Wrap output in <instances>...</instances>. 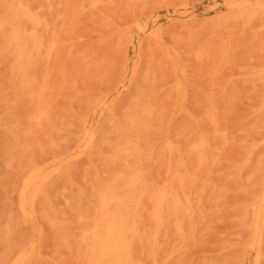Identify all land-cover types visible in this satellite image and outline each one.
<instances>
[{
  "label": "rangeland",
  "instance_id": "obj_1",
  "mask_svg": "<svg viewBox=\"0 0 264 264\" xmlns=\"http://www.w3.org/2000/svg\"><path fill=\"white\" fill-rule=\"evenodd\" d=\"M180 1L148 0L145 3L138 2L136 4H129L130 6H128L127 2L125 3L123 1L126 5L125 6L123 2L121 3L120 1H117V4L114 3L115 5H111L112 3H107L104 0L103 2H106L105 4L101 2V4L104 5L103 11L101 10L102 8H100L102 7L101 4H99L101 5L100 7L97 6L95 10L93 9V11H90L91 9L87 10L88 13L90 12L93 16V12H96L98 10V7L100 8L99 10L102 12L98 10L100 13L98 12L97 15L96 13H94L96 17L93 16V18L95 17L96 20H93L91 15H89L88 13H86L88 14L87 16L83 14V12L81 13L84 16H82L81 13L80 15L78 13L74 21L77 25L73 23V34H70L72 35L71 43L74 44H72L73 46L70 52H72V50H77L72 52V55L71 53L67 54L65 52L66 55L64 56L67 57V60H69L68 62L66 61L65 63L66 57L63 59V56V60H61L66 64V66L71 64V66L73 67L69 66V68H67L68 66L66 67L64 63L62 64V62H59V64H61L60 66H62L60 67V70L61 68L63 69L60 71V75H63V79L66 78L68 81L71 77L75 76V74L77 75L78 72L81 73L82 69L84 71L82 70L83 72L81 73V76H84V79L82 78L78 80L80 75H77V77L79 76L78 78L74 77V80L77 79V81L70 79L71 84L69 81L68 84L66 80L64 81L63 79L59 81L60 76H57L58 80L54 79L57 82L59 81V86L56 85V88L53 87L56 90H53L52 88L50 94L53 91H56L57 94H52L54 95V97L52 96V98L50 94H48L47 98L53 102V99L57 96V103H55V101L53 102L55 103V108H51L52 111L50 110V107L52 106L46 105L47 114H51V116H48L49 118L47 117V119H49L50 121L46 120V124H35L30 120V116L32 115L34 110L33 104L27 96L21 95L17 91L16 84H13L11 80V75L6 67L5 61L0 56V233H3L2 231L5 232L6 226L3 225L11 224L10 226H12L13 229L14 226H18V224L16 223L18 221L20 222L21 213L18 207H16L18 204V189H15L16 191L13 189L16 188V186L17 188L20 187L22 177H20L19 172L23 171L22 168L24 169L25 166V173H21L22 175L24 174V177L29 173V167L35 162V167L39 168L40 165L43 164L42 161L44 162L46 160L47 162H49L48 159H50L51 161L54 159V157L60 159L63 158L65 154V156H68L65 159L66 162H64L65 160L63 161V163H65L66 165L62 163V165H64V173L62 175L53 177L52 181L47 186L48 199H38L36 201V203L39 201L37 204L38 206L34 204L32 207H30L32 215L31 217H29L28 222H32V225L26 222L27 225L26 223H23L21 227L20 224L18 226V228L20 227L22 228L21 230H24L22 226L25 225L24 227L27 229H25L24 233H28L27 230H32L29 233L31 234L30 239L27 237L29 239L28 240L27 238H25V236H22L25 238H23L24 240L20 238L21 235H24L23 232L20 231V229L17 230L16 228V232H13L15 228L12 230V234L14 233L11 237L12 239L16 235L15 233L22 232L20 234V237L17 236L18 234L16 235L17 237L15 236L20 240H17L15 237L14 240H17V243L18 241L23 240L24 242L26 240L28 241L27 244L24 242L25 246L23 243L22 247L21 241V245H19V243V246L17 247V243L13 240L16 243L15 244L11 240L12 244L14 243L13 245L16 246H11V254L9 255L5 251L4 241L2 242V240H4V238L2 237H4L5 233L0 234L3 235L0 236V239H2L0 240V243L2 242L0 244V260L2 261V264H7L9 260V258L7 259L4 257H6L7 255L10 257L11 255L16 254L23 249L28 250L29 241L31 242L35 240L38 243L37 245L40 255L39 257H42V259L38 257L40 261L34 260V262L36 261V264L80 263L76 256V247L73 244L68 243L72 242L74 235L82 226V224L78 223L77 221V215L80 212L91 213L93 212V210H95L97 202V188L99 184L105 181V179L107 178V154L109 147L113 139L115 138V130L125 124V120L131 110V106L139 100L141 101H139L141 104L140 106L151 104L155 107L152 124L153 130L155 129L154 133L156 131L158 132L155 134L157 137L153 134V136L155 137L151 140V144L155 147V151L152 157V163L154 164H152V168H150L152 169L151 172L153 173L157 165V163L155 165V162L158 156L157 151L160 147V143L167 140L175 141L180 136L192 137L195 132L202 131V133H209V131H212L214 129L211 127L213 125L208 123V119H206L207 115L209 114V103V106H211V109L214 111L217 126L219 125L218 129H221L220 132H222V134L226 132L227 134L225 135H231L230 138L233 139L232 141L230 140V138L227 139L229 136L228 135L227 137H225L226 139H224V141H222L223 139L221 141L219 140L221 143L225 144H222L220 146L218 144L220 142L217 141L218 139L211 140L213 147H215L214 143L216 142L218 147H221L222 149L216 148L213 150L214 153L216 151V155L215 158H213L214 160L211 159L210 168L208 170V179L212 177V180L209 179L205 196L207 197L206 200H208V208L206 209V205V215L203 223L204 225L199 224L194 227L193 236H189L182 243V248H178L177 253L174 257L175 259H172L171 261L172 264H245V262L246 264H264V146L262 145L264 144V127L261 125H264V116L263 118L260 117V115H263L264 113V85L262 84V80H260L261 78H259L260 76L262 77L261 72L263 71L262 69H264V11H260L259 7L256 4L257 0ZM160 2L161 4H159ZM244 2H247L246 4L248 5L250 12H253L255 14H251V17L254 16L253 19L250 17V15L247 17H245V15L240 16L238 8L239 5L243 4ZM107 4L108 6L111 5V8L108 7ZM112 7L114 9H112ZM132 8L133 10H131ZM109 9L111 10L110 12L108 11ZM140 11L143 14L139 13L140 17H138V12ZM181 11H184L183 14ZM134 12L137 14V16H135L136 14H133ZM237 12L239 16H234ZM110 13L113 15V17L112 15L110 17ZM132 14L135 17L131 16ZM98 15H100L101 17H98ZM104 15H107L106 17H108L109 20H107ZM102 16H104V18ZM188 16L191 19L188 18ZM79 17H85L87 20L89 19V17H91L90 19L92 20V22L90 19V22H88L86 19H83L87 22L86 24H82L83 20H80ZM129 17H131L132 19L133 17L138 19L135 21H133V19L131 21V18L129 19ZM77 18L80 20L79 24L76 21ZM146 18H148V21L146 20ZM104 19L107 22H104ZM128 19L130 20V22ZM176 19L178 21H176ZM250 19H252V21ZM125 20L126 22H124ZM84 21L83 23H85ZM136 21L139 22V26ZM152 21L153 25L151 23ZM132 22H135V25ZM80 25L81 27H79ZM158 25H160V27H158ZM136 28L143 32L139 31L138 33V29ZM128 30L130 33H128ZM151 30L155 32L151 34ZM80 31L83 33V35ZM134 32L135 34H133ZM74 33L76 34V36ZM130 37L132 38V40H130ZM140 41L142 42L141 47ZM132 48H134V51H132ZM137 49L141 51L139 52ZM145 49H149V51L151 50L152 52L146 51ZM148 52L151 54H147ZM132 54H134V56ZM141 54H144L145 56ZM149 55L155 57L154 59L152 58L153 60L151 59L152 62L154 61L153 64L150 62L151 60L148 61V63L150 62V66H148V63L146 64V59H143L145 57L148 60ZM68 56H72V60ZM73 56L76 60H73ZM77 58H81L80 61L83 62L84 67H82L81 70L80 66H82V63L79 66L80 61ZM92 58V61L94 63L91 62ZM71 61L73 63H70ZM95 62L96 64L97 62H99V65H97V67H94L96 65ZM132 62V66L134 68L131 66ZM136 62L138 63V67L135 66L137 64ZM75 63H78L77 65L79 68L74 66L76 65ZM87 63L89 66L92 65L93 67L91 66L89 69L86 68ZM170 64L173 66H169ZM168 67H170V71L167 70ZM171 67H173V69ZM72 68L74 70L77 68L78 71L75 70V73H70L73 71ZM85 68L88 70L86 73ZM164 69L165 71H163ZM172 70L175 73L176 77L174 76V73L172 74ZM64 71L70 72H67L68 74L66 73V76H64ZM150 71L153 72L151 73ZM167 71H169L171 74L169 72L167 73ZM62 72L63 74H61ZM135 72L138 77L136 76ZM150 73L152 75H148ZM160 73L162 77L163 75H165V73L169 75L167 76V78H165V75L163 77V80ZM71 74L74 75L71 76ZM118 74L119 78H121L120 75H122V79L118 78L120 82L116 79L118 77ZM157 74L160 76V78ZM67 75L71 77L69 78ZM143 76L145 80H141ZM149 76L150 78L147 80V77ZM8 80L9 84L7 83ZM122 80L125 82H122ZM175 80L177 81V83L175 82ZM130 81L132 82L131 86H128L130 85ZM57 82H55V84ZM67 85H69L70 87H68ZM6 86L9 87L7 88ZM66 86L68 87L67 89ZM128 87L131 91H128ZM197 88H199L200 91H197ZM57 91H61L62 95ZM132 91L136 93H132ZM260 92H262L261 96ZM117 94L119 95V97ZM186 94L188 96H186ZM175 96L177 100L173 99L175 98ZM136 97L140 99H138L137 101ZM135 98L136 101H134L133 103V100ZM19 99L21 100L19 101ZM188 99L194 100V102ZM50 101L48 100V102ZM256 103L258 104L256 105ZM182 106L183 108H185V110L182 108ZM191 107L193 108L191 109ZM257 107L261 109L258 108L257 110H255ZM95 108L97 110H94ZM199 108L200 110L204 109L207 113V115L205 116V111L201 112V116L203 117L200 120H198V118L201 117ZM176 109H178V112L175 111ZM48 110L50 113H48ZM259 110H261L262 113L261 111L259 112ZM99 111H101V114L103 116L99 114ZM184 111L186 112V114ZM192 112H196V114L198 112L199 114H195L198 117L195 118V115H190L194 114ZM89 113L94 117H92ZM179 113L181 116H178ZM173 114L177 118L174 117ZM188 114L190 116H188ZM80 115H84L85 118L81 117ZM88 116L90 117L88 118ZM221 117L224 119H222ZM86 118L88 119L84 121L83 119ZM187 118L190 119H188L189 121L192 120L191 122L194 125L189 124V121H187V123L185 121L187 120ZM177 119H180V122ZM194 120L196 121L193 123ZM90 121L92 123L89 127ZM95 122H97V124ZM170 123L173 124V126ZM223 123H226L224 125H227L224 126L225 131L222 130L224 128L222 127ZM259 123H261L260 126L262 127L261 128L259 126L260 129L257 128V124ZM42 125H44V128H42ZM33 127L36 128L32 129ZM38 127L42 131L37 129ZM47 127L52 128L49 129ZM202 127L205 128L202 129ZM251 127H255L254 130L251 129ZM91 128L95 133L94 140L89 148L85 149L83 153L79 154L78 152H81V149L78 145L79 139H81L85 130ZM35 129H37V132ZM227 129H229V132L226 131ZM249 129L252 131H250ZM31 130L33 131V133H31ZM39 131L41 132L38 133ZM259 131L263 133L261 135V138ZM34 132L37 134H34ZM31 134L33 135V138ZM35 135H38V138ZM30 137L31 139H34V141H31L32 145L28 142V138ZM36 138L37 140H35ZM16 142H22L23 146H20L19 148L15 147ZM51 142L55 145H52ZM229 142L231 143V146L228 145ZM226 146H228L227 149ZM30 147H33V150L29 149ZM258 147H260V149ZM24 148L25 150H23ZM230 148L233 151L230 150ZM218 149H220L221 151ZM29 150H31L30 152H32L30 156L29 154H27L29 153ZM243 152L245 154H243ZM77 153L79 155H77ZM225 154L227 155V159L224 157L226 156ZM17 155H20L21 158L24 157L23 160L20 159L22 161V165H19L18 163L16 164V162L12 163L10 161L11 159L15 158L17 160L20 157H18ZM72 155L74 156L75 160H72ZM31 156H33L32 161L34 163L29 165V163L31 162L29 161L31 160ZM25 159L29 161V167H26V163L24 165L23 162L25 161ZM46 161L45 164L47 163ZM238 162H241V164H239ZM10 163H12V167ZM236 165H240L239 167H242L243 170H239ZM231 166L234 168L237 167L238 169L235 168V171L239 170V173L235 172L234 168H232ZM26 168H29V170ZM13 171L14 173H12ZM212 171L214 172V174ZM261 173L263 174V176H261ZM14 174L15 176H17V178L14 177ZM213 177L216 178L214 179ZM15 178L17 179L16 182H20L19 186L17 185L18 182H15ZM20 178L21 180H19ZM258 179H260V181ZM259 182L261 183L260 185L258 184ZM14 184H16V186ZM209 187L212 188L209 189ZM93 195L95 196V198ZM46 201L47 203L49 202L47 206ZM44 204L45 206H43ZM42 207L43 210L40 209ZM15 208H17V210L19 211V215L16 216H20V219L17 217L15 218V215H13L14 213H17V210H15ZM56 209L60 214H58V212L55 213ZM10 210L15 212L12 213V211ZM41 210L46 211V215L44 214L45 212L42 215L40 213ZM255 210H257L256 214L259 216L260 220L258 229H263V231L261 230L263 234L260 231V245H255L256 250L258 251H251V227L253 226L254 222L253 220ZM7 212L10 213L8 214ZM6 216L11 222L9 223L8 221L7 223L6 220V223L4 224L3 222H5L4 220L6 219ZM60 216H62L63 218H60ZM56 217L58 218L56 219ZM52 219H54V221ZM56 220L59 221L57 222ZM64 220H66L67 223H65ZM60 221L64 222H61L64 226H60V228L63 227L61 229L62 233L59 231L60 228L58 227ZM14 222L16 225L14 224ZM55 223H57L56 226ZM28 224L31 226V229L30 227H27L29 226ZM48 224L49 226H47ZM51 226L53 227L51 228ZM32 227H34V230L32 229ZM52 229H54L56 232ZM63 229L64 231H62ZM60 233L63 235H61ZM196 236L198 237L195 239L194 237ZM39 243L43 244L40 245ZM12 247L14 249H12ZM228 248L230 250H228ZM12 250L15 253H12ZM240 253L241 255H239ZM255 254H257V258ZM259 255H261L260 259H262V262L258 258ZM237 257H239V259ZM1 258L5 259L6 263H4ZM243 259L244 261H246L243 262ZM247 260H249L250 263H248ZM258 261L260 262L258 263ZM34 262L33 264H35Z\"/></svg>",
  "mask_w": 264,
  "mask_h": 264
},
{
  "label": "bare ground",
  "instance_id": "obj_2",
  "mask_svg": "<svg viewBox=\"0 0 264 264\" xmlns=\"http://www.w3.org/2000/svg\"><path fill=\"white\" fill-rule=\"evenodd\" d=\"M103 1L104 0H0V56L5 61L6 67L9 70L10 75H11V80H12L13 84L14 83L16 84L17 91L21 95L27 96L33 104L34 110H33L32 115L30 116V120L33 123H35V124H46L47 123L46 120H49V119H47V117L49 115L51 116V114H47V112H46V109H47L46 105H49V106L51 105L52 107H50V110L52 111L53 107L55 108V103H57V98H56L57 96L56 95H55L56 97L53 99L55 101V103H53L54 101L53 102L50 101V99H48L47 96H48V94H50L53 87L56 88V85L59 86L58 82L61 81V79H63V75H60V71L63 69L61 68V70H60V67H62V66H60L61 64H59V62L60 63L62 62V64H63L64 62L61 60H63L66 57L64 55H66V53L67 54L71 53V55H72V52L77 50V49L74 51L72 50V52H70L72 46L74 45L73 43H71L72 35H70V34L72 33V30H73L72 29L73 23L76 24V22H74L76 15L78 13L80 15V13L83 12V14H85L86 16L89 14V15H91L93 20H96L95 19L96 16L94 15V13H96V15H97V13L100 11L99 10L100 8H102L101 10L103 11L104 5L101 4V2H103ZM105 1L107 3H110V4L112 3L111 5H113L117 1H120L121 3L124 1L125 3L126 2L128 3V6H130L129 4H136L138 2H144L145 3L148 0H105ZM243 1H246V0H243ZM106 2H103V4H105ZM124 2H123V4L125 5ZM185 2H187V1L185 0ZM246 3L247 2H244L243 4L239 5V8H238L239 11L238 12H239L240 16L245 15V17H247L250 15V17H251V14L253 15L254 13L250 12L249 7ZM99 4H101L102 7H100L101 5H99ZM159 4H161V2ZM256 4L259 7L260 11H264V1L257 0ZM111 5L108 6V4H107V6L110 8H111ZM97 6H99L100 8L98 7L99 11L97 10L96 12L95 11L93 12V16H95L93 18L92 14L90 12L88 13L87 10L91 9L90 11H93V9L95 10ZM134 7H135V5H134ZM177 7H178V5H177ZM133 8L131 10H133ZM112 9H114V8L112 7ZM102 11H100V12H102ZM108 11L110 12L111 10L109 9ZM109 12H108V14H109ZM183 12H182V14H183ZM238 12L234 16H237ZM86 13H88V14H86ZM139 13L143 14L141 11L138 12V17H140ZM188 13H189V11H188ZM105 14H107V13H105ZM133 14H136V13L134 12ZM133 14L131 16H134ZM81 15H82V13H81ZM111 15L112 14L110 13V17H111ZM82 16H84V15H82ZM99 16L100 15H98V17ZM104 16L106 17L107 15H104ZM104 16H102V17L104 18ZM135 16H137V14ZM85 17H82V18L79 17V18H80V20L81 19L83 20V19H86ZM91 17H89V19ZM112 17H113V15H112ZM134 17H133L134 20L131 17H129V19L131 18V21L132 20L135 21L138 19V18L136 19ZM253 17H251V18L253 19ZM106 18H107V20H109L108 17H106ZM148 18H150V17H148ZM148 18H146L147 21H148ZM188 18H190V17L188 16ZM89 19L88 20L86 19V20L88 22H90L91 19L90 20ZM177 19H176V21H178ZM252 19H250V20L252 21ZM78 20L79 19L77 18L76 21L79 24L80 20H79V22H78ZM86 20L85 21L83 20L85 23H83V21H82V24H86V22H87ZM100 20H101V18H100ZM154 20H155V18H154ZM238 20H239V18H238ZM102 21H103V19H102ZM91 22H92V20H91ZM104 22H107V21L104 19ZM124 22H126V20ZM129 22H130V20H129ZM136 23H138V26H139V22L136 21ZM151 23L153 25V21ZM133 24L135 25V22ZM145 24H146V22H145ZM143 25H142V27H143ZM168 25H170V24H168ZM79 27H81V25ZM135 27H137V26H135ZM158 27H160V25H158ZM136 29H138V28H136ZM76 31H78V30H76ZM139 31H141V30L138 29V33H139ZM73 32H75V31H73ZM132 32H133V30H132ZM141 32H143V31H141ZM150 32L152 34L155 31L151 30ZM128 33H130L129 30H128ZM125 34H127V33H125ZM133 34H135V32ZM82 35H83V33H82ZM75 36H76V34H75ZM143 38H145V37H143ZM130 40H132L131 37H130ZM140 43H141L140 44V47H141L142 42L140 41ZM77 46H79V45H77ZM132 47H134V46H132ZM137 48H138V46H137ZM133 49L134 48H132V51H134ZM139 49H137V50L139 51ZM199 49H201V48H199ZM146 51H149V49ZM149 52L147 54H151ZM85 54H86V52H85ZM81 55H83V54H81ZM132 55L134 56V54H132ZM141 55H144V54H141ZM152 55H154V54H152ZM152 55L151 56L149 55L151 58L148 56V60L145 57L143 58V59H146V61H145L146 64L152 58L153 59L155 58ZM62 56H63V59H62ZM136 56H138V55H136ZM68 57H70V56H68ZM70 58L72 60V56ZM74 59H75V57L73 58V60ZM77 59H79V58H77ZM80 59H79V61H80ZM143 59H142V61H143ZM82 60H84V59H82ZM92 60H93V58L91 59V62L94 63ZM152 60L150 62L153 64L154 61L152 62ZM160 60H162V59H160ZM66 61L67 62L69 61V60H67V57H66L65 63H66ZM137 62H139V61H137ZM150 62L148 63V66H150ZM70 63H73V62L71 61ZM98 63L99 62H97V64H96V62H95L96 65L94 67H97V65H99ZM75 64L76 65H74V66L78 67V65H77L78 63H75ZM80 64L82 66H80ZM142 64H143V62H142ZM152 64H151V66H152ZM132 65H133V62L131 64V66ZM137 65H138V63L135 66H137ZM182 65H183V63H182ZM65 66H66V64H65ZM67 66L66 67L69 68V66H71V64L67 65ZM79 66H80V70H81V68L84 67L83 62L80 61ZM87 66H86V68L89 69L92 65L89 66L87 63ZM144 66H146V65H144ZM169 66H173V65L170 64ZM71 67H73V66H71ZM63 68H64V65H63ZM169 68L170 67H168L167 70H169ZM171 68L173 69V67H171ZM184 69H183V71H184ZM72 70H73L72 72H70V71H67V72L75 73V70L78 71L77 68L75 70L72 68ZM82 70H81V73L84 71V70L83 71ZM262 70H263L261 72L262 77L260 76L259 78H261L260 80H262V84L264 85V69H262ZM87 71L88 70L86 69L85 73ZM163 71H165V69ZM169 71H167V73ZM64 72H65L64 76H66L67 72L66 71H64ZM150 72L152 73L153 71H150ZM171 72H172V74L174 73L173 70ZM81 73L78 72V74H77V75H80L81 78L79 76H78L79 77L78 78L76 74H75V76H73L74 74L73 75L71 74V76H73V77L68 76V75L67 76L69 78L71 77L70 79L74 80V77H76L79 80V79H82L84 77V76L83 77L81 76L82 75ZM151 73L148 75H152ZM161 73H164V72H161ZM161 73H160V75H161ZM167 73H165L166 76L163 75V77L165 76V78H167V76L169 75ZM61 74H63V72ZM135 74H136V72H135ZM143 74H144V72H143ZM84 75H86V74H84ZM57 76L58 77L60 76L58 82L54 80V79L58 80ZM136 76H137V74H136ZM174 76H175V73H174ZM120 77L121 78H119V74H118V77L116 78L119 82H120L119 79H122V75H120ZM161 77H162V75H161ZM149 78H150V76L147 77V80ZM159 78H160V76H159ZM70 79L68 80L69 82H70ZM142 79H144V76H143V78H141V80ZM257 79H258V77H257ZM63 80L64 81L66 80V82L68 83L66 78H64ZM75 80L77 81V79H75ZM163 80H164V78H163ZM53 81H55L57 83L55 84V82H53ZM64 81H63V83H64ZM131 81L129 83L130 85H128V86H131V83H132ZM8 82H9V80L7 81V83ZM122 82H125V81L122 80ZM175 82L177 83L176 80H175ZM70 84H71V82H70ZM187 85H188V82H187ZM67 86L70 87L69 85H67ZM67 86H66V89L68 88ZM169 87H172V86H169ZM185 87H187V86H185ZM258 89H260V88H258ZM53 90H56V89L53 88ZM57 90H61V89H57ZM64 90H62V91H64ZM128 91H131L130 88ZM171 91H172V89H171ZM197 91H200L199 88H197ZM59 92L61 93V91H59ZM54 93H56V91L55 92L53 91L50 94L51 98H52V96L54 97V95H52ZM132 93H136V92L132 91ZM177 93H176V95H177ZM260 93H261L260 94V96H261L262 92H260ZM171 94H172V92H171ZM257 94H259V93H257ZM61 95H62V93H61ZM131 96H132V94H131ZM186 96H188V95L186 94ZM118 97H119V95H118ZM136 98L133 100V103H134V101H136ZM47 99L50 102H48ZM138 99H140V98H137V101H138ZM142 99H144V98H142ZM173 99H176V96ZM190 99H188V100H190ZM20 100L21 99H19V101ZM120 100H121V98H120ZM139 101L135 102L131 106V110L128 113L127 118L125 120V124H123L122 126L118 127L115 130V138L113 139V141L109 147L108 154H107V165H108V167H107V178L105 179V181L100 183L98 188H97V202H96L95 210H93V212H91V213L90 212H88V213L80 212L77 215V221H78V223L82 224V226L80 227L78 232H76V234L74 235L72 242H68V243L69 244L71 243L76 247V250H75L77 252L76 256L80 262L78 264H172L171 261H172V259L173 260L175 259L174 257H175V254L177 253L178 248H182L181 247L182 243L189 236H191V235L193 236L194 227L196 225L204 223V218L206 215L205 206L207 205L206 209L208 208V204H207L208 200H206L207 197H205L206 191H207V185L209 183V179L212 180L211 179L212 177L208 179V170L210 168L211 159L215 158V155H216V151L214 153L213 150L216 148H221V147H218L216 142L214 143L215 147H213L211 140L212 139H214V140L218 139L217 141H219V140L221 141L223 139L222 141H224V139H226L225 137H227L229 134L225 135V134H227L226 132L224 134H222V132H220L221 129H218L219 125L217 126V121L215 118L214 111L211 109V106H209L210 103L208 105V107H209L208 113L210 115L209 114L207 115V113L204 109L200 110V108H199L200 116L202 114L201 112L205 111L206 114H204V113L203 114L205 116L207 115L206 119H208V123L213 125V126H211V125L210 126L214 129L212 131H209V133H202V131L195 132L192 137L180 136L175 141H168L167 140L165 142L160 143V147L158 148V151H157L158 156H157V159L155 162V165H156V163H157V165H156V168L154 169V173H153V172H151L152 169H150V168H152L151 166H152V164H154V163H152V157H153V153L155 151V147L151 144V142H152L151 140L156 136L155 134L158 132V131H156L154 133L155 129L153 130V124H152V119H153L154 113H155V107L152 106L151 104H148L146 106H140L141 101L140 102ZM190 101L194 102V100H190ZM51 102H52V104H51ZM262 102H263V100H262ZM179 103H177V104H179ZM185 103H186V99H185ZM257 104L258 103H256V105ZM192 105H193V103H192ZM261 105H263V104H261ZM261 105H259V106H261ZM193 107H191V109ZM182 108H183V106H182ZM258 108L259 107H257L255 110H257ZM183 109L185 110V108H183ZM259 109H261V108H259ZM94 110H97V109L95 108ZM111 110H112V108H111ZM177 110L178 109H176L175 111H177ZM101 111H99L100 112L99 114H101ZM260 111L261 110H259V112ZM92 112H91V114H92ZM184 112H182V113H184ZM48 113H50L49 110H48ZM102 113H104V112H102ZM192 113H194V112H192ZM261 113H262V111H261ZM46 114H47V116H46ZM175 114H176V112H175ZM185 114H186V112H185ZM195 114H196V112L194 114H190V115L194 116ZM197 114H199V113L197 112ZM94 115H95V113H94ZM190 115L188 114V116H190ZM196 115H195V118L198 117ZM173 116H174V114H173ZM178 116H181L180 113ZM257 116H258V114H257ZM257 116H256V118H257ZM263 116H264V113H263V115H260V117H262V118H263ZM81 117L85 118L84 115H82ZM89 117L90 116H88V118ZM92 117H94V116H92ZM174 117H176V116H174ZM202 117L203 116L198 118V120L202 119ZM88 118L83 119V120L85 121ZM254 118H255V116H254ZM181 119H185V118H181ZM188 119L189 118H187V120H185V121L187 122L190 120V119L189 120ZM222 119H224V118H222ZM177 120H179V122H180V119H177ZM196 120H194L193 123ZM84 121H82V122H84ZM91 121H92V119H91ZM91 121H90V125L88 124L89 127L91 126V123H92ZM191 121H189V124H192ZM263 121H264V119H263ZM95 123L97 124V122H95ZM261 123H263V122H261ZM261 123L257 124V126H258L257 128H259ZM28 124H29V122H28ZM224 124H226V123H223L222 127L227 126ZM171 125L173 126V124H171ZM192 125H194V124H192ZM261 125L264 127L263 124H261ZM43 126L44 125H42V128H44ZM254 126H256V125H254ZM252 127H251V129L254 130L255 127L254 128H252ZM34 128H36V127H33L32 129H34ZM47 128L50 129L52 127H47ZM92 128L85 130L83 133V136L81 137V139H79L78 145L81 149V152H78L79 154L83 153V151H85V149H87L91 146V144L94 140V136H95L94 130H92ZM204 128L205 127H202V129H204ZM37 129H39V127ZM37 129H35L36 132H37ZM39 130H41V129H39ZM222 130L225 131V127ZM26 131H28V130H26ZM41 131H39L38 133H40ZM226 131L229 132V129H227ZM248 131H247V133H248ZM250 131H252V130H250ZM261 131H262V129H261ZM261 131H259L260 138H261V135L264 133V132L261 133ZM31 133H33L32 130H31ZM34 134H37V133L34 132ZM153 134L155 136H153ZM35 136L38 138V135H35ZM230 137H231V135H229L227 139H229ZM32 138H33V135H32ZM37 138L35 140H37ZM28 140L27 141L29 142V144L32 145L31 141L32 140L34 141V139H31V137H30V138H28ZM230 140L232 141L233 139L230 138ZM76 141H78V140H76ZM28 142H26V143H28ZM51 144L55 145L52 142H51ZM218 144H219V146L222 144L225 145L224 143H221V142ZM230 144L231 143L229 142L228 145H230ZM262 145L264 146V144H262ZM20 146H23L22 142H16L15 143V147L19 148ZM33 146H34V144H33ZM76 146H77V144H76ZM227 147L228 146H226V149H227ZM258 148L260 149V147H258ZM29 149L33 150V147L32 148L30 147ZM23 150H25V148ZM31 150H29V153H27L26 151L25 152L27 154H29V156H30V154H32V152H30ZM218 150H220V149H218ZM230 150H232V149L230 148ZM244 152H243V154L246 153V152L245 153ZM78 153H77V155H79ZM25 154H24V156H25ZM229 154H230V152H229ZM65 155L63 156V158H60V159L57 157H54V159L51 161H50V159H48L49 162H47L45 160L47 162L46 164H45V161L44 162L42 161L43 164L40 162L42 165H40L39 168L35 167L36 162L34 163L32 161L33 156H31V160H29L31 162L29 163V165L34 163L33 165H31L29 167V165H28L29 161H27L26 159H25L26 162L25 161L23 162L24 165L26 163V167L30 168L29 173L27 175H25L24 177H23L24 174L23 175L21 174L23 172L25 173V171H24L25 166L24 165H23L24 169L22 168L23 171H21V170H20L21 172L17 171L20 173V177H22V180H21V178L19 179V180H21V184H20L19 188H17L16 184H14L16 186V188L13 187L14 188L13 190L18 189V201H17L18 204L16 207H18V209L21 213L20 214L21 219L19 218L20 216L17 217L19 215V211L17 210V208H15V210H17L18 214L17 213L15 214L14 213L15 211H12V210H10V211H12V213H14L13 215H15V218L17 217L20 219V222L18 221L19 223L16 221L17 222L16 224H18V226L20 224V227H21V225H23V223H26V222L30 223V225H32V222H28L29 217H31V215H32L30 207H32L34 204L37 205L39 201L37 203H36V201L38 199H48L47 186L52 181L53 177L58 176V175H62L64 173L63 169H64V165H66V164L63 163V161L68 157ZM70 156H71V154H70ZM224 157L227 159V155ZM9 158H11V157H9ZM13 158H14V156H13ZM23 158H21V156H20L17 160H16V158L11 159V160L9 159V160L12 163L16 162V164L18 163L19 165H22V161L20 159L23 160ZM73 159H74V156L72 155V160ZM20 161H21V163H20ZM64 162H66V160ZM230 162H231V160H230ZM12 163H10L11 167H12ZM62 163L64 165H62ZM238 163L241 164V162H238ZM236 166L239 168V170H243L242 167L241 168L239 167L240 165L239 166L236 165ZM15 167H17V166H15ZM15 167H14V169H15ZM211 167H213V166H211ZM237 167H235V168H237ZM29 168H26V169L29 170ZM232 168H234V167H232ZM235 168H234V171H235ZM239 170L235 171V172L239 173ZM263 170H264V168H263ZM66 171H69V170H66ZM12 173H14V171ZM262 173H261V176H263ZM213 174H214V172H213ZM261 176H260V178H261ZM14 177L17 178V176H15V174H14ZM16 178H15V182L17 180ZM263 178H264V176H263ZM258 180L260 181V179H258ZM11 181H12V179H11ZM17 182L16 183L19 186L20 182L19 181H17ZM219 183H217V184H219ZM261 183H262V181H261ZM261 183L259 182L258 184L260 185ZM211 185H212V183H211ZM210 188H212V187H209V189ZM54 190H55V188H54ZM94 198H95V196H94ZM94 198H92V199H94ZM48 203L46 201V206ZM40 206H42V205H40ZM43 206H45V204ZM55 207H56V205H55ZM40 209L43 210V207ZM42 210L40 213L43 215V213L45 212L44 214L46 215V211H42ZM55 211H56L55 213L58 212L57 209ZM7 213L9 214L10 212H7ZM256 213H257V210L254 211V220H253L254 222H253V226L251 227V229H252V238H251L252 242H251V246H250L251 251H258V250H256L255 245L256 244L260 245L259 244L260 243L259 242V235H260V231L261 230L263 231V229H260V230L258 229L259 224H260V220H259V216ZM58 214H60V213L58 212ZM8 217H9V215H8ZM8 217L7 216L5 217L6 219L4 220L5 222H3L4 224L6 223V220L8 223V221H9ZM42 217H45V216H42ZM61 217L62 216H60V218ZM57 218L58 217H56V219ZM52 220L54 221V219H52ZM10 222L11 221H9V223ZM61 222H63V221H60L59 226H58L59 228L61 225L64 226ZM64 222L67 223L66 220H64ZM27 223H26V225H27ZM206 223H207V221H206ZM14 224H15V222H14ZM49 224L47 226H49ZM56 224L57 223H55V226H56ZM10 225L11 224L3 225V226H6L5 232L2 231L3 233H5L4 237H2V238H4V240L0 239V240H2V242L4 241L5 251L9 255L11 254V246L15 242L17 243V240L19 239V238L17 239L16 237L17 236L20 237V234L23 232L24 235H21L20 238L23 239L24 237H22V236H25V238L28 237L30 239L31 234H29V233H30V231H32V230H29V231L27 230L28 233H26V232L24 233L25 229H27L24 227L25 225L22 226L24 230H21L22 228H20V227L18 228V226L17 227L14 226L15 229L13 228L14 229L13 232H16V228H17V230L20 229V231H22L21 233H15L16 235L18 234L17 236L15 235L16 237L14 236L17 239L15 241L14 237H13V239L11 238L14 233L12 234L13 229H12V226H10ZM30 225L27 227H30V229H31ZM52 227L53 226H51V228ZM33 228L34 227H32V229ZM62 228H60V230H59L60 232H61ZM64 229L62 231H64ZM66 229H67V227H66ZM52 230H54V229H52ZM75 231H77V230H75ZM3 233H0V234H3ZM25 234L26 235L28 234V235L26 236ZM195 234H197V233H195ZM262 234H263V232H262ZM61 235H63V234H61ZM0 236H3V235H0ZM197 237L198 236H196L194 238L196 239ZM65 238H67V237H65ZM60 239H61V237H60ZM11 240H12V242H14V241L15 242L12 244ZM23 240H21L22 245H21V241H18L17 244L15 243L17 245V247L19 245H21L23 247L24 242L27 244L28 241L25 240L23 242ZM25 243H24V246H25ZM37 244L38 243L36 242V240L31 241V242L29 241V244H28L29 249L28 250L23 249V250L19 251L18 253L11 255L10 257L7 255L8 257L7 256L4 257L7 259L9 258L7 264H33L34 260H39V258L42 259V257H39L40 255L38 252V245ZM42 244H40V245H42ZM16 245H13V246H16ZM262 245H263V243H262ZM17 247H15V248H17ZM12 249H14V248L12 247ZM219 249H221V248H219ZM228 250H230V249L228 248ZM5 251H3V252H5ZM14 251H16V250H14ZM12 253H15V252H13V250H12ZM239 255H241V253ZM3 256H5V255H3ZM255 256L257 258V254H255ZM260 256L261 255H259L258 258L262 262V259H260ZM36 258H38V259H36ZM237 258L239 259V257H237ZM246 258H247V256H246ZM2 260L4 261V263H6L5 259H2ZM245 261L243 259V262H245ZM247 261H248V263H250L249 260H247ZM260 261H258V263ZM1 262L2 261L0 260V263ZM34 263L36 264V261ZM175 264H178V263H175ZM245 264H246V262H245Z\"/></svg>",
  "mask_w": 264,
  "mask_h": 264
}]
</instances>
